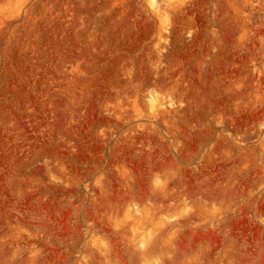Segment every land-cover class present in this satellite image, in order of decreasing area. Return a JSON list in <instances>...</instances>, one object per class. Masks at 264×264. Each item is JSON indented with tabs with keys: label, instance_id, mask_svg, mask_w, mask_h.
<instances>
[{
	"label": "rangeland",
	"instance_id": "374dc122",
	"mask_svg": "<svg viewBox=\"0 0 264 264\" xmlns=\"http://www.w3.org/2000/svg\"><path fill=\"white\" fill-rule=\"evenodd\" d=\"M0 264H264V0H0Z\"/></svg>",
	"mask_w": 264,
	"mask_h": 264
}]
</instances>
